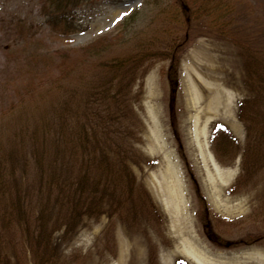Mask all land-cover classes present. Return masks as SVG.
I'll use <instances>...</instances> for the list:
<instances>
[{"label": "rangeland", "instance_id": "obj_1", "mask_svg": "<svg viewBox=\"0 0 264 264\" xmlns=\"http://www.w3.org/2000/svg\"><path fill=\"white\" fill-rule=\"evenodd\" d=\"M141 1L83 2L78 19L86 28L62 34L44 22L41 0H0L1 18L38 26L17 43L10 38L12 29L0 24V139L4 147L17 151L19 140H25L21 154L13 151V174L4 169L10 178L8 189L0 191V208H7V221L0 227L13 264H35L17 199L34 215L50 193L54 213L46 216L55 219L57 202L64 198L61 189L75 188L67 184L80 176L71 159L53 156V144L46 145L49 156L43 165L35 162L30 145L42 132L36 120L53 116L55 98L32 83L43 75L39 70L59 66L98 37L108 39L119 32L123 17ZM200 23L192 24L180 47L174 46L179 52L177 77L174 72L168 75L170 60L164 59L152 62L135 81L137 122H132L134 133H125L132 150L128 155L111 153L127 160L133 187L87 182L77 205L85 210L81 218L75 214L67 225H55L50 235L52 264H264V166L237 179L245 145L238 107L249 95L242 58L237 47ZM235 24L239 34L251 36L264 48V0H236ZM134 40L120 47L129 48ZM61 50L70 51L60 54ZM257 107L264 111V100ZM217 125L229 131L238 147L224 157L227 165L212 150ZM144 189L153 210L142 205ZM27 217L32 224L33 217Z\"/></svg>", "mask_w": 264, "mask_h": 264}, {"label": "trees", "instance_id": "obj_2", "mask_svg": "<svg viewBox=\"0 0 264 264\" xmlns=\"http://www.w3.org/2000/svg\"><path fill=\"white\" fill-rule=\"evenodd\" d=\"M87 1L90 0H41L44 22L62 34L83 30L86 25L79 21L77 9ZM235 16L236 0H142L140 6L123 17L122 27L115 35L108 39L105 36L98 37L79 48L75 55L58 67L48 66L45 72L39 70V74L43 75L32 83L33 88L36 86L45 95H53L55 102L51 107L53 116L45 114L36 120L42 123L40 137L31 132L37 137L32 142L36 147L32 143L30 145V148H34V160L43 165L49 156L45 152L48 150L46 145L53 144V156L71 159L72 167L77 169L80 176L67 184L76 185L75 188L68 192L64 191L65 188L61 189L64 198L55 200L59 204L55 219L46 216L54 213L49 203L50 193L46 202L40 200L41 204L34 215L26 213L17 199L18 210L25 220V243L31 249L35 264L53 263L50 235L55 225L60 226L64 222L67 225L75 214L81 218L85 210L77 205L80 202V190L87 182L107 187H115L118 183L120 188L133 187L135 181L127 160L123 155L111 154L115 150L128 155L132 150L130 137L125 133L127 129L134 133L132 122H137L133 120V101L136 97L133 86L156 60L169 59L168 75L174 72L177 77L179 52L174 46L178 43L177 47H180L186 41L188 29L194 26L193 23L210 25L216 36L226 38L237 47L242 58L244 86L249 95L240 101L238 107V117L245 126V145L241 152V173L237 179L264 166V111L257 107L264 100V48L251 36L236 31ZM0 24L3 29H12L10 38L17 43L25 40L38 27L19 18L6 20L1 16ZM138 32L145 34L136 39ZM133 39L129 48L120 47L122 42ZM67 51L70 50H61L60 54ZM33 59L37 58L34 56ZM35 69L38 71V67ZM174 79L171 78V81ZM37 107L40 109V105ZM25 126H28L27 121ZM19 141L21 146L19 143L16 147L18 152L4 147L5 142L0 139L1 194L8 189L6 181L10 179L4 173L5 167L12 174L15 168L13 151L21 154L25 147V140ZM212 143L213 153L219 162H226L224 157L238 151L235 139L221 125L214 128ZM126 192L130 195L129 190L126 189ZM144 192L146 201L142 205L147 211L153 210L152 201L147 191ZM138 204L141 205V202L138 201ZM4 207L0 208V226L7 221V208ZM27 216L33 217L32 224ZM4 232L0 227V264H13L6 253L7 239Z\"/></svg>", "mask_w": 264, "mask_h": 264}, {"label": "bare ground", "instance_id": "obj_3", "mask_svg": "<svg viewBox=\"0 0 264 264\" xmlns=\"http://www.w3.org/2000/svg\"><path fill=\"white\" fill-rule=\"evenodd\" d=\"M188 256H190V257H191V258H193V259H196V257H195V256H193V255H192V256H191V255H188Z\"/></svg>", "mask_w": 264, "mask_h": 264}]
</instances>
